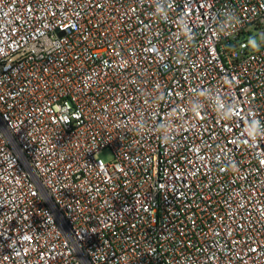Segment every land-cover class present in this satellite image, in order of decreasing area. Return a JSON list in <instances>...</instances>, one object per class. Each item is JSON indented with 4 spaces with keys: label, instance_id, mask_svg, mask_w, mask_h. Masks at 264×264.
<instances>
[{
    "label": "built area",
    "instance_id": "1",
    "mask_svg": "<svg viewBox=\"0 0 264 264\" xmlns=\"http://www.w3.org/2000/svg\"><path fill=\"white\" fill-rule=\"evenodd\" d=\"M0 264H264V0H0Z\"/></svg>",
    "mask_w": 264,
    "mask_h": 264
},
{
    "label": "rangeland",
    "instance_id": "2",
    "mask_svg": "<svg viewBox=\"0 0 264 264\" xmlns=\"http://www.w3.org/2000/svg\"><path fill=\"white\" fill-rule=\"evenodd\" d=\"M256 44L258 43V38H255L253 40ZM100 157L105 161V162H111L113 160V155L111 151L105 150L100 153Z\"/></svg>",
    "mask_w": 264,
    "mask_h": 264
}]
</instances>
